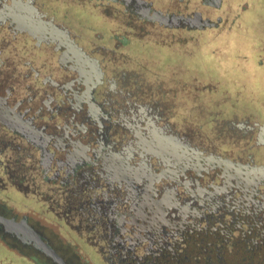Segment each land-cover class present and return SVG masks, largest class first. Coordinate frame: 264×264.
Wrapping results in <instances>:
<instances>
[{
	"label": "flooded vegetation",
	"instance_id": "flooded-vegetation-1",
	"mask_svg": "<svg viewBox=\"0 0 264 264\" xmlns=\"http://www.w3.org/2000/svg\"><path fill=\"white\" fill-rule=\"evenodd\" d=\"M225 25L226 0H0V239L34 264H264V101H212L176 60Z\"/></svg>",
	"mask_w": 264,
	"mask_h": 264
},
{
	"label": "rangeland",
	"instance_id": "rangeland-1",
	"mask_svg": "<svg viewBox=\"0 0 264 264\" xmlns=\"http://www.w3.org/2000/svg\"><path fill=\"white\" fill-rule=\"evenodd\" d=\"M239 21L242 23V29L238 27ZM225 26V30L222 26L221 29L210 31L212 34L206 36L210 39L208 41L210 45L199 46V49H194L190 55L185 54L186 46L179 49L176 60L179 66L183 67L180 69L194 71L195 85L200 86L196 82L199 81L212 88L210 93L204 94L205 97H210V100L223 101L226 97V102L234 103L240 101L241 96L244 97L242 102L253 96V100L249 102V106H253L257 102L264 101V87H262L264 80L262 76H254L253 72L257 68L252 62L254 40L256 37L259 40L260 36H263L259 33L264 29V0H226ZM239 30L242 33V40ZM238 53H241V57L237 55ZM186 63L192 67H187ZM1 196L4 197L8 207L21 208L15 205L11 195ZM27 208L34 217H39L41 223L46 224L42 213L36 207L27 206ZM0 264L34 263L0 239Z\"/></svg>",
	"mask_w": 264,
	"mask_h": 264
}]
</instances>
